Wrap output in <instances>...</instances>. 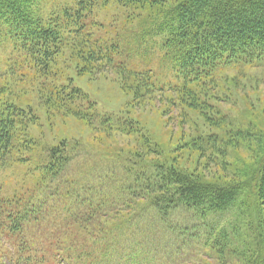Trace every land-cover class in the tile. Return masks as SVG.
I'll list each match as a JSON object with an SVG mask.
<instances>
[{
  "label": "trees",
  "instance_id": "1",
  "mask_svg": "<svg viewBox=\"0 0 264 264\" xmlns=\"http://www.w3.org/2000/svg\"><path fill=\"white\" fill-rule=\"evenodd\" d=\"M0 28L13 55L0 74V171L21 168L16 186L34 179L11 196L0 189V264H135L151 233L134 231L140 221L173 234L175 211L193 212L210 239L235 205L257 240L245 264H264V135L253 130L251 110L247 118L229 109L249 106L239 91L264 87V0H0ZM156 56L174 75L165 84L155 79ZM69 71L111 77L133 107L157 99L164 127L179 128L176 148L154 143L130 117L140 108L124 119L98 114ZM70 118L96 140L133 142L124 163L121 153L94 159L93 171L119 166L102 178L94 172L96 184L90 161L79 164V143L42 132L43 123L53 129ZM249 144L261 157L234 182L181 165L193 152L199 164L206 152L218 156L216 165L228 148Z\"/></svg>",
  "mask_w": 264,
  "mask_h": 264
},
{
  "label": "rangeland",
  "instance_id": "2",
  "mask_svg": "<svg viewBox=\"0 0 264 264\" xmlns=\"http://www.w3.org/2000/svg\"><path fill=\"white\" fill-rule=\"evenodd\" d=\"M10 38L8 32L4 28H0V74L5 71L7 60L13 59ZM159 60L156 56L152 61V63L154 62L155 79L158 84H165L166 80L174 75L172 72H168L169 70L166 67L164 70ZM68 78L72 80L74 87L78 88L94 104L98 114L101 116L109 115L124 119L127 116L125 114L126 110L129 108H140L130 109V117L151 131L154 143L161 146H167L170 143L171 149L172 147L173 150L176 148L177 138L175 139V137L179 128L176 121L170 127H164L163 121L159 120L158 114L152 109L160 108L157 99L147 102L148 104L144 106L133 107L130 95L125 94L118 83L111 77L100 76L93 78L88 75L80 77L74 71H69ZM242 93L248 94V104L251 108L245 105L243 101L240 102L239 108L229 109L236 116L241 113L247 118H250L251 110V116L256 115L258 117L253 130L264 135V87H260L256 91L251 88L244 89L243 92L239 91L241 99L243 98ZM255 106L258 108H255ZM161 108L164 107L161 106ZM232 119L239 122L235 118ZM43 127V134L45 132L48 136L57 140L67 139L79 143L78 150L80 152L77 159L81 165H86L85 160L87 164L90 161L89 168L87 166L86 168L92 174L89 182L93 181L94 184L97 183L98 177L102 178L104 176H102L103 173L119 167L114 162H108V164L104 162L102 164L104 171L97 166L93 171L96 157H103V159L106 157L113 158L118 161L116 156L121 153V160L124 163V159L127 156L126 153L133 150V142L127 137L112 136L108 139L98 137L96 140L89 129L71 118L66 119L63 123L61 120L56 121L53 129L45 127V123H43ZM170 130L173 132L172 135H174V140H171V142H169ZM104 153L109 154L106 155ZM150 157L152 158V156ZM260 157L261 154L257 153L255 144L238 145L237 147L233 145L219 157L216 165L214 163L218 156H211L208 152L205 153V158L202 160L203 164L198 163L200 157H197V153L193 152L183 156L181 165L189 164L191 168L204 167V174L200 175L216 183H219V181L234 182L241 176L247 177L251 175L253 166H256ZM94 172L100 173V175L95 178ZM23 177L24 172L21 168H11L5 172L0 171L1 194L11 196L14 190H31L34 186V179L30 176L26 177L23 185H15ZM239 201L242 200L240 199ZM55 212L58 213L59 210ZM240 214L241 212L235 205L233 209L219 216L215 220V222H218L219 227L212 231L213 234L210 239L207 238V232L202 230L204 227L196 225L198 223L196 218L198 215L193 212L175 211L169 221L171 222L173 234L162 229L160 225L154 227V223L148 219L140 221L135 225L134 231L141 233L144 230H148L151 233L144 241L143 256L135 259L137 260L135 264H245L251 255V250L256 251L257 240L255 241L256 238L253 237V226L251 228L249 222L243 220ZM185 229L187 230L186 232H184ZM191 234H193V238L189 237ZM195 234L197 235L195 236ZM138 240L137 237L136 241L131 244V249H137ZM182 241H186V243L183 245ZM8 248L10 249L11 246H8ZM2 251L3 249L0 248V254ZM139 253L137 252L136 254L138 255ZM4 261L6 264L8 263L5 259ZM93 264H98V262L95 261Z\"/></svg>",
  "mask_w": 264,
  "mask_h": 264
}]
</instances>
